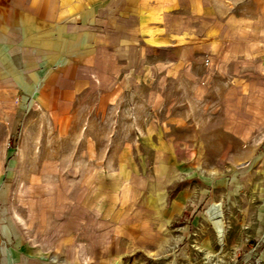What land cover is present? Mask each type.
Returning a JSON list of instances; mask_svg holds the SVG:
<instances>
[{
  "label": "rangeland",
  "instance_id": "rangeland-1",
  "mask_svg": "<svg viewBox=\"0 0 264 264\" xmlns=\"http://www.w3.org/2000/svg\"><path fill=\"white\" fill-rule=\"evenodd\" d=\"M214 4L210 65L161 67L116 107L102 80L65 119L0 83V264H264V0ZM100 195L122 228L76 259L62 224Z\"/></svg>",
  "mask_w": 264,
  "mask_h": 264
},
{
  "label": "crops",
  "instance_id": "crops-1",
  "mask_svg": "<svg viewBox=\"0 0 264 264\" xmlns=\"http://www.w3.org/2000/svg\"><path fill=\"white\" fill-rule=\"evenodd\" d=\"M215 1L0 0V83L65 119L85 113L81 102L102 80L101 97L116 107L111 100L137 83L159 82L161 67L171 79L210 59L225 32ZM96 199L81 198L79 214L62 224L64 246L79 260L91 258L92 236L122 228L120 215L108 218L105 199ZM104 249L110 255L112 246Z\"/></svg>",
  "mask_w": 264,
  "mask_h": 264
},
{
  "label": "bare ground",
  "instance_id": "bare-ground-1",
  "mask_svg": "<svg viewBox=\"0 0 264 264\" xmlns=\"http://www.w3.org/2000/svg\"><path fill=\"white\" fill-rule=\"evenodd\" d=\"M206 215L208 216L211 223L214 225L218 238L222 242L225 231L223 229L224 224L219 212V205L214 202L210 203L207 207ZM118 264L121 263L118 262Z\"/></svg>",
  "mask_w": 264,
  "mask_h": 264
},
{
  "label": "built area",
  "instance_id": "built-area-1",
  "mask_svg": "<svg viewBox=\"0 0 264 264\" xmlns=\"http://www.w3.org/2000/svg\"><path fill=\"white\" fill-rule=\"evenodd\" d=\"M205 64L209 66L210 65V59H206Z\"/></svg>",
  "mask_w": 264,
  "mask_h": 264
}]
</instances>
